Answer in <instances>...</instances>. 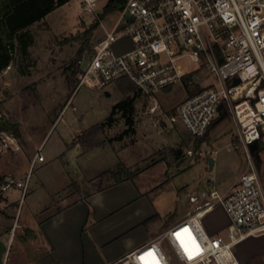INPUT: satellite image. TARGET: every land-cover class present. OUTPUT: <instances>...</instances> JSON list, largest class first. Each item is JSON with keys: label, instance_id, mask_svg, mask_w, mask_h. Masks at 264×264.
Wrapping results in <instances>:
<instances>
[{"label": "rangeland", "instance_id": "rangeland-1", "mask_svg": "<svg viewBox=\"0 0 264 264\" xmlns=\"http://www.w3.org/2000/svg\"><path fill=\"white\" fill-rule=\"evenodd\" d=\"M103 3L99 2L94 14L83 11L79 0L54 9L30 26L35 37L30 55L17 59L0 73V115L18 123L21 132L20 138L12 133L1 136V142L5 139L4 144L9 147L1 145L0 175L11 173L6 180L12 181L10 188H0V239L9 247L5 264H32L34 256L46 248L39 222L96 189L94 181L99 177L92 182L89 179L95 169L112 168L123 162L138 170L129 180L135 189L127 196V204L140 208L141 213L158 212L164 230L186 214L189 193L208 189L211 181L223 190L247 167L246 148L239 140L238 125L228 107L223 108V117L199 143L178 119L173 120L179 104L190 95L183 83L159 93L155 99L139 93L134 130L122 138L119 135L128 126L121 113L115 114L113 126L105 128L97 138L111 144L118 156L112 157L115 153L104 148L84 154L81 146L71 144L81 140L77 134L104 122L113 106L125 97L117 82L102 87L78 86L80 74L103 36L101 22L90 36L86 34L103 14ZM117 17L113 13L101 20L112 27ZM119 44L123 49L130 46L128 40ZM75 70L78 72L73 75ZM202 74L207 76L204 71ZM210 83L211 77L202 81V85ZM38 149L43 160L34 158ZM210 158L214 160L213 168ZM259 167L264 175V159H260ZM100 178V187L114 183ZM18 181L20 188L16 187ZM227 222L220 206L203 220L208 232ZM226 233L227 228L218 234ZM235 251L249 264L264 262V235L242 241ZM166 253L172 255L168 248ZM171 264L176 263L173 260Z\"/></svg>", "mask_w": 264, "mask_h": 264}, {"label": "built area", "instance_id": "built-area-1", "mask_svg": "<svg viewBox=\"0 0 264 264\" xmlns=\"http://www.w3.org/2000/svg\"><path fill=\"white\" fill-rule=\"evenodd\" d=\"M100 1L79 0V6L94 14ZM103 1L105 7L108 0ZM115 14L112 27L100 20L103 36L78 86L102 87L128 78L140 94L155 99L190 78L200 90L179 104L173 120L192 137H202L221 116L222 103V112L228 107L236 120L248 159L246 169L225 189L211 181L208 189L189 193L183 220L115 264H249L235 247L264 235V175L252 152L258 145L264 159V0H125ZM122 40L130 42L129 48L123 49ZM207 77L212 83L202 85ZM2 134L0 152L9 147L5 139L1 142ZM35 159H43L40 150ZM217 206L230 221L226 236L211 234L203 224Z\"/></svg>", "mask_w": 264, "mask_h": 264}, {"label": "crops", "instance_id": "crops-1", "mask_svg": "<svg viewBox=\"0 0 264 264\" xmlns=\"http://www.w3.org/2000/svg\"><path fill=\"white\" fill-rule=\"evenodd\" d=\"M122 79L116 82L119 83ZM130 94L133 93H127V95ZM84 132L77 135H82ZM21 143L24 145V141ZM71 144L75 147L81 146L84 154L104 148L115 153L112 157L117 155L111 144L102 143L94 148H87L81 142L74 140ZM117 164L112 168L93 170L89 178L90 182L99 177L102 172L113 169ZM1 175L8 179L11 173H1ZM19 183L16 185L18 188L21 187V181ZM130 184L128 179L94 189L41 220L38 229L45 241L46 248L34 256L32 264H115L129 252L146 244L159 233L168 229L169 227L161 229L162 225L159 222L161 216L155 210L145 214L141 213L140 208L127 204L129 202L127 196L131 190L135 189ZM7 196L10 199L8 193ZM225 214L228 217L226 212ZM186 215L187 212L175 223L183 220ZM229 222L228 218L226 224L218 229L210 228L209 232L211 234L219 233L220 230L227 228Z\"/></svg>", "mask_w": 264, "mask_h": 264}, {"label": "trees", "instance_id": "trees-1", "mask_svg": "<svg viewBox=\"0 0 264 264\" xmlns=\"http://www.w3.org/2000/svg\"><path fill=\"white\" fill-rule=\"evenodd\" d=\"M70 0H0V73L6 70L17 59H26L30 55L29 48L34 44L35 37L30 31V26L42 21L50 12L59 6L68 3ZM125 0H108L104 7L103 14H100L95 23L87 30L86 34L91 35L92 31L98 25L101 18L108 14L117 13L122 9ZM19 55V57H17ZM23 72L21 66H19ZM78 72L74 71L73 75ZM124 91L125 97L115 104L112 108L109 117L102 123L93 125L87 129L82 135L81 142L87 148H94L103 143V140L97 138L101 135L105 128L113 126L115 123V114L121 113L125 118L128 128L119 135L122 138L125 134L134 130L135 125V101L139 92L136 86L130 79L123 78L120 82ZM184 86L188 94L193 95L200 90L199 86L194 85L190 78L185 77ZM168 87L166 90H169ZM127 93H134L127 95ZM225 112L223 111V115ZM222 115V117H223ZM221 116H219L220 118ZM219 118L213 123L206 134L202 137H196V142H202L208 136L210 130L218 122ZM2 133H12L16 138L21 137L20 126L18 123H13L9 119L0 115V135ZM258 145L252 147V152L255 155L258 165H260V157L258 155ZM138 170H132L123 162H119L113 169L102 172L99 177L102 180L120 183L124 180H131L137 175ZM6 177L0 175V188L7 184ZM103 188V185L100 187ZM0 196V200H1ZM1 213V211H0ZM257 264H264L263 261Z\"/></svg>", "mask_w": 264, "mask_h": 264}, {"label": "water", "instance_id": "water-1", "mask_svg": "<svg viewBox=\"0 0 264 264\" xmlns=\"http://www.w3.org/2000/svg\"><path fill=\"white\" fill-rule=\"evenodd\" d=\"M221 106H222V103L219 105V112H220V115L222 117L223 112H222ZM209 165H210V168H213V166H214L213 158L209 159ZM94 184H95L96 189H98L100 187V184H101V178L99 177V178L95 179ZM8 249H9V247L5 244V242L2 239H0V264H5L4 255H5V253H7Z\"/></svg>", "mask_w": 264, "mask_h": 264}, {"label": "snow or ice", "instance_id": "snow-or-ice-1", "mask_svg": "<svg viewBox=\"0 0 264 264\" xmlns=\"http://www.w3.org/2000/svg\"><path fill=\"white\" fill-rule=\"evenodd\" d=\"M184 231L187 232L188 230L185 229ZM176 235H177V238L179 239L180 234L177 233ZM182 246H183V244H182ZM185 250L187 251V249H185ZM147 255H149V256H153V257H154V253H148ZM140 259L143 261V260H144V257H141Z\"/></svg>", "mask_w": 264, "mask_h": 264}, {"label": "bare ground", "instance_id": "bare-ground-1", "mask_svg": "<svg viewBox=\"0 0 264 264\" xmlns=\"http://www.w3.org/2000/svg\"><path fill=\"white\" fill-rule=\"evenodd\" d=\"M181 240L183 241V243H185V241H186L185 239H182V238H181ZM145 260H146V258H145Z\"/></svg>", "mask_w": 264, "mask_h": 264}]
</instances>
